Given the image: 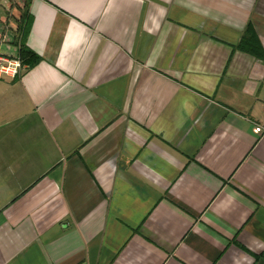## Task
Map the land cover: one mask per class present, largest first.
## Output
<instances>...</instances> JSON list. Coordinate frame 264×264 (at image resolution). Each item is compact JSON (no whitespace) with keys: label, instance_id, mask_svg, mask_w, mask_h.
<instances>
[{"label":"crops","instance_id":"obj_1","mask_svg":"<svg viewBox=\"0 0 264 264\" xmlns=\"http://www.w3.org/2000/svg\"><path fill=\"white\" fill-rule=\"evenodd\" d=\"M23 0H0L1 51ZM0 78V264H264V0H30ZM3 27V28H2ZM8 27V28H6Z\"/></svg>","mask_w":264,"mask_h":264},{"label":"trees","instance_id":"obj_2","mask_svg":"<svg viewBox=\"0 0 264 264\" xmlns=\"http://www.w3.org/2000/svg\"><path fill=\"white\" fill-rule=\"evenodd\" d=\"M29 7L30 0H23L19 18L15 20L16 28L11 41V45L17 48V56L22 66H26V68H31L39 61V58L26 46V39L31 25ZM235 48L245 51L258 59L264 60L262 48L250 24L245 27L241 39Z\"/></svg>","mask_w":264,"mask_h":264},{"label":"built area","instance_id":"obj_3","mask_svg":"<svg viewBox=\"0 0 264 264\" xmlns=\"http://www.w3.org/2000/svg\"><path fill=\"white\" fill-rule=\"evenodd\" d=\"M8 28V27H6ZM3 41L0 40V78H15L22 72V64L17 55H6L1 51ZM252 132L256 135L264 134V110L263 121L260 125L252 126Z\"/></svg>","mask_w":264,"mask_h":264},{"label":"rangeland","instance_id":"obj_4","mask_svg":"<svg viewBox=\"0 0 264 264\" xmlns=\"http://www.w3.org/2000/svg\"><path fill=\"white\" fill-rule=\"evenodd\" d=\"M18 11H19V15H20V8L18 9ZM18 18H19V16H18ZM13 21H12V24H14L15 25V20L16 19H12ZM3 28V27H2ZM16 28V27H15ZM13 32H15V30L13 31ZM13 35H14V33H12V39H13Z\"/></svg>","mask_w":264,"mask_h":264}]
</instances>
